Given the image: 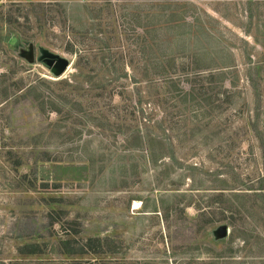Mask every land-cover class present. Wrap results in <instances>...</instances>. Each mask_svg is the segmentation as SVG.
<instances>
[{
  "label": "rangeland",
  "instance_id": "rangeland-1",
  "mask_svg": "<svg viewBox=\"0 0 264 264\" xmlns=\"http://www.w3.org/2000/svg\"><path fill=\"white\" fill-rule=\"evenodd\" d=\"M108 263L264 264V0H0V264Z\"/></svg>",
  "mask_w": 264,
  "mask_h": 264
},
{
  "label": "trees",
  "instance_id": "trees-1",
  "mask_svg": "<svg viewBox=\"0 0 264 264\" xmlns=\"http://www.w3.org/2000/svg\"><path fill=\"white\" fill-rule=\"evenodd\" d=\"M171 81H169V82H171ZM34 88H35L34 85H29V89L28 90H32ZM179 91L182 92V95L185 98V100L188 97H190V101L195 99L193 93H191L189 91L182 90V89L181 90L178 89V93H180ZM133 115H134V113H133ZM133 141H135L136 144L138 145L139 143H141V136H139V134L134 135L133 136ZM161 141L162 140L159 137H157V136L147 135L145 137L144 146L146 147L145 149L147 150L149 155L153 154V156H155L156 151L159 150L158 148H160L162 146V142ZM140 146H142V145L140 144ZM249 189H251V188H249ZM246 193H248V192H242V193L241 192H235L233 194V196L231 195V197L233 199V201L230 202L231 206L234 205V201H235L234 198L235 199L236 198L237 199H243L242 197L248 196V195H246ZM236 205L239 207L238 204H236ZM199 210H200V208H199ZM198 215H203L202 211H199ZM227 218H229V220H227L229 225L232 226V231H231V236H230L231 239L233 240L234 238H236V233H238V232L243 234V236H244L245 233L243 232V230L241 231L240 229H238L234 225V222L236 220H238V219H242L243 220V218H241V216H240V211H239V209L236 206L235 207L232 206L231 208H229V215H228ZM224 219H226V218H224ZM208 220H209L210 223H213V222H216L218 219H208ZM237 237L240 238V236H237ZM241 240L243 241V243L246 242L244 238L243 239L241 238ZM62 244H63L62 246H65V248H68L67 251H65V252H67L69 254H73V253H76V254H79V253H91V254H94V253L100 252V248L102 246V239L99 238V237H88V238H86L83 241V243H79V244L77 243L76 245L71 244V241L69 239L68 240L65 239L62 242ZM71 247H72V249H70ZM75 248H77V249H75ZM31 252H34V251H31ZM108 264H110V263H108Z\"/></svg>",
  "mask_w": 264,
  "mask_h": 264
},
{
  "label": "water",
  "instance_id": "water-1",
  "mask_svg": "<svg viewBox=\"0 0 264 264\" xmlns=\"http://www.w3.org/2000/svg\"><path fill=\"white\" fill-rule=\"evenodd\" d=\"M63 67V62L62 61H58L56 63V65L54 66V71L59 72ZM226 233V229L225 227H220V234L224 235Z\"/></svg>",
  "mask_w": 264,
  "mask_h": 264
}]
</instances>
